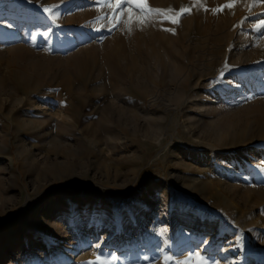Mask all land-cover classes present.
Returning a JSON list of instances; mask_svg holds the SVG:
<instances>
[{
  "label": "rangeland",
  "instance_id": "374dc122",
  "mask_svg": "<svg viewBox=\"0 0 264 264\" xmlns=\"http://www.w3.org/2000/svg\"><path fill=\"white\" fill-rule=\"evenodd\" d=\"M229 2L0 0V264H264V3Z\"/></svg>",
  "mask_w": 264,
  "mask_h": 264
},
{
  "label": "snow or ice",
  "instance_id": "6c2138e0",
  "mask_svg": "<svg viewBox=\"0 0 264 264\" xmlns=\"http://www.w3.org/2000/svg\"><path fill=\"white\" fill-rule=\"evenodd\" d=\"M96 4L98 5L97 11L98 14L95 18L97 23L101 25V27H107L109 31L112 30L113 27L118 26L120 24H124L127 27L128 31H131L132 25L137 24L141 28L147 23H155L156 20L153 18H157L160 23L164 21H168L172 24L179 23V17L184 15L186 12L190 14L191 9H186L184 6H181L179 11H174L172 8L168 9H161V8H153L148 5L147 0H95ZM238 0H230L229 3L223 5L221 8L212 9L213 12L221 11L223 8H232ZM260 3H264V0H259ZM256 0H253L251 5L246 6L247 10H251V7H254ZM196 7H203L202 3L197 2L195 5ZM57 6L52 5L48 7H44L43 11L45 13L54 12ZM110 9L111 11L107 14L102 13L101 9ZM205 11L208 9L205 8ZM125 13H127V19L125 18ZM55 15H53V19H57ZM254 28L256 30L264 29V19L259 20L255 25ZM100 30V29H97ZM165 31L173 32L174 29L168 28L163 29ZM45 37L49 35L46 31L43 33ZM224 73L221 72L219 79H223ZM248 99H251L248 98ZM264 167V165H261ZM100 245L97 244L96 248L99 249ZM199 258L198 264H207V261L200 256L199 253H192L189 256L185 257L184 260H175L174 264H192L196 258ZM120 260L115 254L108 253V254H94V258L83 261L82 264H116V262ZM174 260L173 256H169L164 254L162 256L163 264H170Z\"/></svg>",
  "mask_w": 264,
  "mask_h": 264
},
{
  "label": "bare ground",
  "instance_id": "6f19581e",
  "mask_svg": "<svg viewBox=\"0 0 264 264\" xmlns=\"http://www.w3.org/2000/svg\"><path fill=\"white\" fill-rule=\"evenodd\" d=\"M208 215H210L208 213ZM226 224L228 223V219H226ZM225 227V226H224ZM171 229V228H170ZM172 232L170 233L169 237H168V241L169 244L172 245L173 242H176L178 240V238L184 236L185 232L182 230V228L178 225L176 226L173 230H171ZM42 234L45 235V233L42 231ZM162 253V251H160Z\"/></svg>",
  "mask_w": 264,
  "mask_h": 264
}]
</instances>
